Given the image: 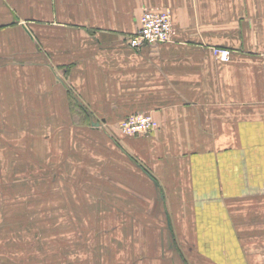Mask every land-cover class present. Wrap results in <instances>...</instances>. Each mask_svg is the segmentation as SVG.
Instances as JSON below:
<instances>
[{
	"label": "crops",
	"instance_id": "1",
	"mask_svg": "<svg viewBox=\"0 0 264 264\" xmlns=\"http://www.w3.org/2000/svg\"><path fill=\"white\" fill-rule=\"evenodd\" d=\"M157 9L172 41L133 51ZM136 114L157 131L124 137ZM79 129L104 147L94 205L130 223L124 264H264V0H0V220L5 151Z\"/></svg>",
	"mask_w": 264,
	"mask_h": 264
},
{
	"label": "rangeland",
	"instance_id": "2",
	"mask_svg": "<svg viewBox=\"0 0 264 264\" xmlns=\"http://www.w3.org/2000/svg\"><path fill=\"white\" fill-rule=\"evenodd\" d=\"M11 127L6 126V139L20 144L22 135ZM78 133L79 141H68L66 151L60 140L48 141L53 143L48 149L42 138L32 140L28 133L20 149L5 151L11 168L2 176L0 264H124L130 223L118 214L114 220L107 214L110 205L95 206L92 198L93 171L100 168L104 147L98 142L100 149H94L93 136L80 129L73 136ZM81 186L84 201L80 197L77 203Z\"/></svg>",
	"mask_w": 264,
	"mask_h": 264
},
{
	"label": "built area",
	"instance_id": "3",
	"mask_svg": "<svg viewBox=\"0 0 264 264\" xmlns=\"http://www.w3.org/2000/svg\"><path fill=\"white\" fill-rule=\"evenodd\" d=\"M170 14L166 9L143 10L140 26L137 32L127 40L128 47L135 52L170 43L173 39ZM213 58L222 63L231 59L230 52L224 49L213 48ZM158 129L157 123L149 114L129 116L118 123V130L127 138L148 137Z\"/></svg>",
	"mask_w": 264,
	"mask_h": 264
}]
</instances>
